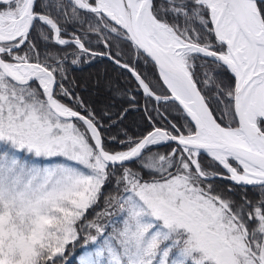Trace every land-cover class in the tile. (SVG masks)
I'll use <instances>...</instances> for the list:
<instances>
[{"label":"snow or ice","instance_id":"obj_1","mask_svg":"<svg viewBox=\"0 0 264 264\" xmlns=\"http://www.w3.org/2000/svg\"><path fill=\"white\" fill-rule=\"evenodd\" d=\"M104 58L135 87L97 81V111L70 67ZM81 240L78 264H264V0H0V264Z\"/></svg>","mask_w":264,"mask_h":264},{"label":"trees","instance_id":"obj_2","mask_svg":"<svg viewBox=\"0 0 264 264\" xmlns=\"http://www.w3.org/2000/svg\"><path fill=\"white\" fill-rule=\"evenodd\" d=\"M151 71V68L145 69ZM70 76L75 79L79 87L77 91L83 96L85 101L97 111H100L104 107V99L107 95L103 90H98L97 81L103 82L104 80L117 81L122 87L134 88L135 83L130 76L122 74L121 70L114 66L109 60L97 59L92 63L81 64L79 66L70 67ZM91 91L98 92V94ZM100 91V92H99ZM143 103L141 98V104ZM142 111H133L123 121L121 127L127 128L130 133L143 131L146 122L142 119ZM116 129H113L115 134ZM221 183H226L223 181ZM92 218L91 216L89 217ZM83 240L76 246L75 249H71L68 253V264H78V256L81 254Z\"/></svg>","mask_w":264,"mask_h":264},{"label":"rangeland","instance_id":"obj_3","mask_svg":"<svg viewBox=\"0 0 264 264\" xmlns=\"http://www.w3.org/2000/svg\"><path fill=\"white\" fill-rule=\"evenodd\" d=\"M92 93H95V94H98L99 95V93L96 91V92H94V91H91ZM100 92V91H99Z\"/></svg>","mask_w":264,"mask_h":264},{"label":"water","instance_id":"obj_4","mask_svg":"<svg viewBox=\"0 0 264 264\" xmlns=\"http://www.w3.org/2000/svg\"><path fill=\"white\" fill-rule=\"evenodd\" d=\"M104 59H106V58H104ZM107 60V59H106Z\"/></svg>","mask_w":264,"mask_h":264}]
</instances>
